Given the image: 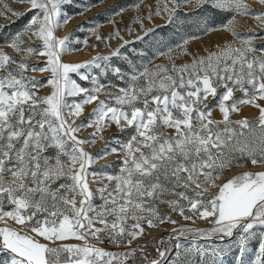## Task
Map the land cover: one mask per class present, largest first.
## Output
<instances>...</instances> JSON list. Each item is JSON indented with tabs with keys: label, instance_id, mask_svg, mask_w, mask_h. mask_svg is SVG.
<instances>
[{
	"label": "snow or ice",
	"instance_id": "6c2138e0",
	"mask_svg": "<svg viewBox=\"0 0 264 264\" xmlns=\"http://www.w3.org/2000/svg\"><path fill=\"white\" fill-rule=\"evenodd\" d=\"M20 2L30 7L19 12L5 5L7 11H0L18 18L33 13L7 39L11 52L0 48V253L7 256L0 264H162L146 253L138 262L134 257L144 249L132 246L145 234L144 224L152 227L154 220L164 219L177 223L161 216V203L184 220L195 216L211 225L173 229L177 238L193 237L187 247L175 244L174 264H224L233 244L236 264H264V170L220 180L245 157L254 165L264 164V104L259 103L264 101V44L254 43L251 29L247 34L236 30L237 16L254 15L264 27V8H254L247 0H196L198 6L229 14L222 27L234 39L204 54L185 49L191 59L180 64L170 55L172 49L160 53L169 65L149 67L128 60L127 71L112 69L124 82L113 92L96 77L86 88L71 76L89 80L80 70L102 67L99 61L110 56L84 63L62 59L73 50L71 33L60 38L55 30L70 19L62 14V6L72 0ZM171 5L169 0L158 3L147 18L162 12L171 18L177 0ZM118 55L119 48L111 53ZM36 56L45 58L44 67L29 63ZM36 71L50 75L44 81L28 75ZM45 86L50 92L42 95L39 89ZM213 102L222 119L212 117ZM89 104L94 107L85 116ZM242 104L254 106L258 116L233 121L231 113L239 112ZM113 124L129 133L125 140L114 138L117 147L110 149L120 166L113 172L106 171L108 165L90 172L100 154L86 147L103 140L104 130ZM82 129L91 131L81 137ZM102 151L107 153V147ZM214 237L233 242L226 247L195 242ZM105 238L129 247L110 251L92 243ZM252 240L258 247L246 262ZM166 251L157 249L158 257H165Z\"/></svg>",
	"mask_w": 264,
	"mask_h": 264
},
{
	"label": "rangeland",
	"instance_id": "374dc122",
	"mask_svg": "<svg viewBox=\"0 0 264 264\" xmlns=\"http://www.w3.org/2000/svg\"><path fill=\"white\" fill-rule=\"evenodd\" d=\"M163 4L164 0H72L70 4L62 6V14H66L70 19L67 23H61V26L55 30L57 37L63 38L71 33L69 47L73 49L62 56L65 62L84 63L97 56H110L108 61H99L102 67L92 65L80 71L89 76V80H82L79 74H71L72 79L76 80L82 87L91 88V78L96 77L99 83L103 84L108 91L115 92L118 87L124 86V82L119 80L117 75L112 71L116 67H120L122 71H127L129 68L128 60H133L135 64H146L151 67L154 64L169 65L170 61L167 56H161L160 53H168L172 49L171 56L175 59L177 64L187 62L191 59L190 55L185 54H204L206 50L214 48L218 44L233 40L234 37L227 31L223 24H225L229 14L212 10L210 7L198 6L196 0H177L178 7L175 15L169 18L168 12H162L159 15H153L151 19L147 18L150 9L154 10L157 4ZM254 8H264V4L260 0H247ZM24 12L30 5L27 2L21 3L20 0H0V11H7L4 6ZM135 5H139L137 8ZM171 7V0H169ZM33 13H28L23 17L18 18L7 12V15H0V48L11 52L7 46V39L21 30L23 26L30 20ZM143 24L140 23V19ZM63 21V15L60 18ZM236 30L247 34L251 29L254 33V43L257 46L264 44V27H261L254 15L237 16ZM151 29V31H148ZM208 29V30H206ZM119 30V36L115 32ZM147 33V34H146ZM97 35L101 39H97ZM139 37V38H138ZM28 40V37H25ZM87 41L85 44L84 41ZM125 41H128L125 44ZM187 41V44L184 42ZM33 44H40L39 40H34ZM124 45V47H120ZM180 46V47H177ZM120 49V55L111 56V53L116 49ZM18 55L16 53H12ZM45 58L36 56L29 61L30 64H35L38 67H44L42 61ZM107 66V68L103 66ZM28 75L35 76L38 80L44 81L50 73L48 72H29ZM40 94H48L50 88L48 86L39 89ZM240 97V93H236ZM101 98H104L103 93ZM80 99L79 97H70L69 100ZM217 102L212 104V117L214 119H222V114L216 107ZM264 104V101H259ZM93 104L85 105V113L87 116L91 113ZM239 112L231 113L233 121L242 118L253 120L258 116V109L249 104L238 105ZM83 119V117L81 118ZM80 121L77 120V123ZM91 129H82L78 134L81 137L88 136ZM128 132L121 133L119 129L113 124L104 130L103 140H97L94 144H89L86 150L96 154L99 157L95 160L90 168V172L98 171L102 165H108L106 171L113 172L119 168V160L117 154H112L110 149L117 147L114 138L125 140ZM107 142V144H106ZM107 147L108 151H102ZM264 170V164H252L247 157L243 158L242 163L234 164L232 167L225 170L220 180H226L231 175L241 173L243 171H260ZM91 181V176H89ZM97 202H99L97 198ZM159 212L162 217H170L177 223L172 224L168 219H164L161 223L159 220H154V226L149 227L144 224L145 229L163 228L164 231L157 235H152L142 239H135L132 246L141 245L144 252H137L134 257L139 262L143 258L144 253L149 259L159 258L162 264H174L177 259L175 248L176 243L182 246H189L192 243V234H186L183 237L177 238L173 233L174 228L180 225L190 227L209 228L211 225L207 220L193 217V220H184L178 212L172 211L167 204H158ZM191 214V213H189ZM3 221H0L2 224ZM8 223L17 227L13 222ZM172 237L169 239V237ZM48 243L47 241H43ZM69 243H78V241H68ZM198 244H211L226 247L232 244V239L224 241L218 238L206 240L199 238L195 241ZM92 243L97 244L110 251H123L129 246L127 244H116L108 239H103L102 242L93 240ZM152 247V248H151ZM258 247V242L252 240L248 244V252L244 257L247 262L254 257L255 251ZM157 249L166 251L165 257H158ZM236 250L233 244V251L228 252L224 257V264H236L235 260ZM7 259L6 254L0 253V260Z\"/></svg>",
	"mask_w": 264,
	"mask_h": 264
},
{
	"label": "bare ground",
	"instance_id": "6f19581e",
	"mask_svg": "<svg viewBox=\"0 0 264 264\" xmlns=\"http://www.w3.org/2000/svg\"><path fill=\"white\" fill-rule=\"evenodd\" d=\"M163 231H164L163 228L145 229V234L140 236V237H138V238L142 239V238H146V237H149V236H152V235H157V234H160Z\"/></svg>",
	"mask_w": 264,
	"mask_h": 264
},
{
	"label": "trees",
	"instance_id": "16d2710c",
	"mask_svg": "<svg viewBox=\"0 0 264 264\" xmlns=\"http://www.w3.org/2000/svg\"><path fill=\"white\" fill-rule=\"evenodd\" d=\"M152 248V247H151Z\"/></svg>",
	"mask_w": 264,
	"mask_h": 264
}]
</instances>
